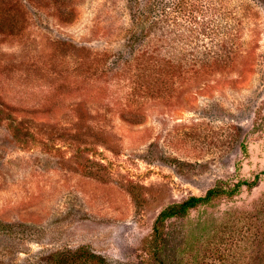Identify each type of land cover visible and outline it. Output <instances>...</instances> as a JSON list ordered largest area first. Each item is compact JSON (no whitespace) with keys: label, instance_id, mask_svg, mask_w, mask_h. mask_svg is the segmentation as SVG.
Listing matches in <instances>:
<instances>
[{"label":"rangeland","instance_id":"obj_1","mask_svg":"<svg viewBox=\"0 0 264 264\" xmlns=\"http://www.w3.org/2000/svg\"><path fill=\"white\" fill-rule=\"evenodd\" d=\"M197 7L223 50L183 21L171 49L128 42L127 0H0V264H264V0ZM255 176L151 256L164 207Z\"/></svg>","mask_w":264,"mask_h":264},{"label":"trees","instance_id":"obj_2","mask_svg":"<svg viewBox=\"0 0 264 264\" xmlns=\"http://www.w3.org/2000/svg\"><path fill=\"white\" fill-rule=\"evenodd\" d=\"M140 1H143L141 8L138 6ZM203 1L210 3L213 0H127L130 4L129 10L131 11V25L133 27L128 42L134 43L137 40V35H139L141 39L150 37V40L153 39L158 42L160 40L164 44L171 42L166 46L164 45L165 49L170 48L176 42V37H178L176 30L180 24L179 22L183 21L186 26V33H188L186 35L188 42L198 39L200 36H206L211 41V48L204 45L199 46L203 47V50L199 47L194 49L196 56L214 54L212 48L223 50L224 46L218 44L221 43L220 38H218L220 34L217 33V29L221 28L219 25L220 18L212 12L206 13L197 7V4L204 3ZM183 5H188L189 8L184 9ZM195 54H192V56H195ZM258 179L259 177L255 176L251 182L239 180L232 186L226 182H221L219 185L217 184L208 189L202 196H189L180 202L164 207L158 213L152 225V232L148 241L151 256L157 258V250L159 244L163 242L164 226L167 220L185 216L188 211L195 207L210 204L218 198L232 197L243 186L252 188L256 185ZM5 226L7 225L0 222V231L5 230ZM94 258H97L95 254L88 251L84 252L83 249H77L74 252L69 250L54 251L48 255L49 264H92Z\"/></svg>","mask_w":264,"mask_h":264}]
</instances>
